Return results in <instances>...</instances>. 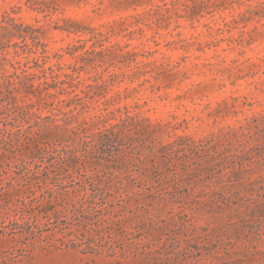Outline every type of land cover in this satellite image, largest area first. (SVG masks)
Here are the masks:
<instances>
[{
	"label": "rangeland",
	"instance_id": "1",
	"mask_svg": "<svg viewBox=\"0 0 264 264\" xmlns=\"http://www.w3.org/2000/svg\"><path fill=\"white\" fill-rule=\"evenodd\" d=\"M0 264H264V0H0Z\"/></svg>",
	"mask_w": 264,
	"mask_h": 264
},
{
	"label": "trees",
	"instance_id": "2",
	"mask_svg": "<svg viewBox=\"0 0 264 264\" xmlns=\"http://www.w3.org/2000/svg\"><path fill=\"white\" fill-rule=\"evenodd\" d=\"M110 132H113L112 130H110ZM101 137L104 138V132L101 134ZM228 143H231L230 141H228Z\"/></svg>",
	"mask_w": 264,
	"mask_h": 264
}]
</instances>
